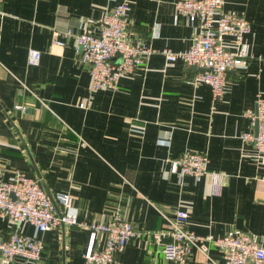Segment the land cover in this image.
<instances>
[{
  "label": "crops",
  "instance_id": "1",
  "mask_svg": "<svg viewBox=\"0 0 264 264\" xmlns=\"http://www.w3.org/2000/svg\"><path fill=\"white\" fill-rule=\"evenodd\" d=\"M175 1L131 0L128 38L152 51L118 79L116 90L88 96L87 68L62 32L97 34L115 1L0 0V179L19 170L50 194L68 192L83 225L41 233L40 259L16 257L12 264H83L91 222L118 214L134 229L151 231L161 224L158 211L173 217L178 207L187 212L185 228L197 235L238 231L264 246V154L239 138L253 133L244 111L264 98V64L254 57L229 70L218 98L205 84L192 86L194 72L178 60L167 63L159 52L190 43L191 26L174 19ZM222 9L248 21L247 51L264 59V0H223ZM223 43L232 46L229 36ZM29 49L40 52L35 65L26 63ZM15 104L25 110H14ZM184 151L205 153L207 170L227 175L219 195L210 194L207 174L178 180L168 173L169 160ZM12 228L0 215V238ZM23 232L33 228L24 225ZM94 244L101 247L102 236ZM220 262L211 247L207 257L193 250L184 264ZM114 264L172 263L139 237Z\"/></svg>",
  "mask_w": 264,
  "mask_h": 264
},
{
  "label": "built area",
  "instance_id": "2",
  "mask_svg": "<svg viewBox=\"0 0 264 264\" xmlns=\"http://www.w3.org/2000/svg\"><path fill=\"white\" fill-rule=\"evenodd\" d=\"M112 8L102 14L98 21V33L85 30L77 33L62 32L71 38L77 61L87 68L89 84L87 94L91 96L101 90L114 91L118 79L136 70L143 64L144 56L152 50L141 42H131L127 32V13L131 0H114ZM223 0H176L173 4L174 19L191 26L192 33L187 48L172 51L162 48L159 52L167 63L180 61L184 65L202 68L190 77V84H205L212 98L220 97L225 90L227 72L240 68L246 59L256 57L247 51L245 34L249 31L248 21L238 12L222 9ZM229 36L230 48L223 40ZM62 46L63 42L52 40ZM40 52L27 51L26 63L37 64ZM86 102L78 106L84 108ZM254 109L248 108L244 116L252 123L256 119L257 132H242L240 140L250 144L258 153L264 154V98L255 99ZM14 110L24 111L25 106L14 105ZM83 144V142H82ZM169 174L180 180L189 175L209 176L211 195H219L227 175L208 171V157L205 153L184 151L169 160ZM159 212L161 224L155 230L138 231L118 214L106 221H93L87 225L88 239L82 254L83 264H114L116 256L132 239L144 237L154 242L163 259L172 264H184L193 250L207 257L209 248L219 250V264H264V246L244 232H231L214 237L200 236L185 228L187 212L176 208L173 217ZM0 215L12 223V232L7 238H0V264H12L16 258L28 262L40 259L42 240L40 234L63 226L83 225L77 221V208L68 192H46L36 178L14 170L5 180L0 179ZM33 228L32 234L23 232L24 225ZM102 236V246L95 247V240Z\"/></svg>",
  "mask_w": 264,
  "mask_h": 264
},
{
  "label": "water",
  "instance_id": "3",
  "mask_svg": "<svg viewBox=\"0 0 264 264\" xmlns=\"http://www.w3.org/2000/svg\"><path fill=\"white\" fill-rule=\"evenodd\" d=\"M188 68L191 69L193 72L203 70L202 68L196 67L194 65H189ZM254 111H255V109H254ZM256 125H257V122H256V119H255L254 122H253V134L254 135H256V132H257Z\"/></svg>",
  "mask_w": 264,
  "mask_h": 264
}]
</instances>
